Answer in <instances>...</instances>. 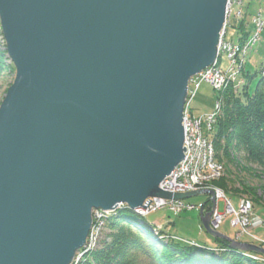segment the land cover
Wrapping results in <instances>:
<instances>
[{"label": "water", "instance_id": "water-1", "mask_svg": "<svg viewBox=\"0 0 264 264\" xmlns=\"http://www.w3.org/2000/svg\"><path fill=\"white\" fill-rule=\"evenodd\" d=\"M227 5L0 0L16 69L0 106V264H72L93 209L149 217L150 197L201 194L210 235L264 254L211 227L213 190L160 188L184 160L189 80L216 61Z\"/></svg>", "mask_w": 264, "mask_h": 264}, {"label": "trees", "instance_id": "trees-1", "mask_svg": "<svg viewBox=\"0 0 264 264\" xmlns=\"http://www.w3.org/2000/svg\"><path fill=\"white\" fill-rule=\"evenodd\" d=\"M235 27L243 33L239 40L249 34L245 23H238ZM6 60L7 51L0 44V72L10 67ZM244 70L245 82L238 94L234 92V84L221 91L223 109L217 115L211 138L227 173L214 184L225 189L233 199H238L240 194H249L259 204L256 189L241 181L236 186L230 171L233 165L240 171L249 170L246 165L250 164L264 167V66L253 88L249 82L258 72L253 74L246 67ZM203 204L208 206L209 198ZM108 217V240L89 253L95 260L94 264H264V255L257 254L260 261L248 258L247 254L230 248L229 243L221 238H215L217 245L214 246L181 241L128 206Z\"/></svg>", "mask_w": 264, "mask_h": 264}, {"label": "rangeland", "instance_id": "rangeland-1", "mask_svg": "<svg viewBox=\"0 0 264 264\" xmlns=\"http://www.w3.org/2000/svg\"><path fill=\"white\" fill-rule=\"evenodd\" d=\"M226 15H227V11H226ZM259 17L263 20L262 28H258L257 26V21H260ZM226 20H227V17H226ZM238 23H245V29L249 32L248 35L244 36L243 40H239L240 34H243V33L238 28L235 27L238 25ZM0 32H2V34L0 33L1 47L5 48V50L7 51L6 40L3 35L1 23H0ZM221 37H223L224 41L227 44L233 45V46L238 45L241 48L240 56L242 59L240 60L238 58L236 63L232 64V65H237L236 68L239 70V73L232 76L231 80H229L228 82V85L234 84V87H235L234 92L238 94L239 89L245 82L243 71H245L244 69L246 67V70L251 71L253 74L255 72H258L252 77L253 79L250 80L249 82L250 87L253 88L255 82L258 80V78L261 75L260 69L264 66V0H241V3H239V0H236L232 6L231 13H230V16L228 17V22H227L226 27L224 26L222 28ZM249 44L250 46L248 48ZM245 49L247 50V52L246 54L243 55V51ZM7 57H8V60H6V63L7 65H10V67L0 72V106L6 96L7 91L9 90L10 86L13 84L15 75H16V69L14 67L12 60L8 56V53H7ZM220 58H221V61H220L219 67L221 68H226L228 67L229 63H231L225 54L220 56ZM11 65L13 69L11 68ZM198 74H196L195 76L197 77ZM216 100H219L221 102V108L219 110L221 111L223 109V97L221 96V92H218L211 83L202 82L200 88L198 89L197 96L192 102V107L189 110L192 112V115L194 117L201 116L203 114L209 113L214 110ZM214 128L215 127L213 126V129L209 131L208 126H206V124L204 123L202 125V132L206 136L209 135L211 137V134L215 132ZM213 144H214V141H213ZM214 147H215V144H214ZM215 160L217 163L221 164V166L223 167V175L221 176L223 177L227 173L226 166L222 162L219 161L217 157L216 148H215ZM181 163L179 165H181ZM246 166H248L249 170L247 169L244 171H240L238 167L236 168L233 165L230 167V171L232 172V179H234L237 182L236 186H239L238 183L241 181L244 185L248 186L249 188L256 189L257 195L260 200L258 204L256 201L251 199L249 194H240L238 195V199L232 198V201L235 206H239L238 201H241V200H245V201L250 200L252 202L253 208L251 210L252 211L251 215L252 217H254L253 218L254 222L252 223L253 225L248 228L249 234H243L242 236L241 235L237 236V234L235 235V230L231 226L232 224L230 221L231 220L230 217H227V218L225 217L224 220L221 221V223L219 224L220 229L214 228V222H218L217 218H215L216 216H214V214H216L217 212L216 210H218L221 214H225L227 210V208L225 209V204L223 200H219L217 198L216 190H219V192L221 191V193H225L226 196L230 197L225 189L214 184V181L218 180L219 176L216 177L214 175L215 178L206 180L205 177L198 176L200 174H196L197 176L194 175L192 178L193 182L201 183L202 186L201 187L196 186L192 188V190L210 189L215 192V199L217 201V207L212 212V216H211V227L214 230L220 231L224 235L232 238L233 240H236L237 239L236 236H237L238 237L237 241L255 244V245H258L264 248V167H261L255 164H250ZM152 198L153 197H150L148 199H152ZM208 198H209L210 204L208 206H205L203 203ZM176 201H183V203L185 204H190L194 206L192 209L182 211V213L178 215L172 213L171 210H169V208L162 207V208H159L156 212L148 214L147 216H149V220L155 222L157 225H159V227H164L167 234L173 235L175 236V238H178L181 241H184V242L188 241L190 243H193V242L194 243H197V242L206 243L211 246L217 245L215 242L216 237L210 235L204 229L202 225V221H201L202 205H204L205 209L210 208L213 205L210 199V196L208 194H201V195L194 196L190 199L176 200ZM253 202H255V205ZM93 217L95 218L96 216L93 215ZM102 218L105 220V223L103 222V220L102 221L96 220V224H95L96 228L92 230L93 235H94L93 237L97 238L96 239L98 242V244L96 245L97 249L101 246V242L108 240V237L106 234L110 232V229L108 228V225H107V221L109 222L108 220L109 217L105 215ZM251 234L253 235V237L249 238ZM227 242L229 243V246H230V242L229 241ZM236 250H239L247 254L248 258L250 257L258 261L261 260V258L257 254H262V253H257L255 251H245L243 249H237V248ZM157 252H160V250H157ZM87 261H89L90 264H94L95 260L92 257V254L90 255L82 254L80 259L76 260L78 264H87Z\"/></svg>", "mask_w": 264, "mask_h": 264}, {"label": "built area", "instance_id": "built-area-1", "mask_svg": "<svg viewBox=\"0 0 264 264\" xmlns=\"http://www.w3.org/2000/svg\"><path fill=\"white\" fill-rule=\"evenodd\" d=\"M236 0H228L227 7V20L225 21L224 26L226 27L228 22V17L230 16L232 6ZM241 3V0H239ZM260 21H257L258 28H262L263 20L259 17ZM250 43V42H249ZM250 44L248 45L249 48ZM247 47V46H246ZM219 57L215 61V64L208 67L207 69L202 70L197 77H193L189 81V90L188 96L185 103L184 110V128H185V142L186 146L185 158L182 161L181 165L175 168L170 176H167L160 184V188L167 191L175 192H185L192 190L194 187H201V183H194L192 178L196 174L198 176L205 177L206 180L215 178L214 175L220 178L223 175V167L221 164L217 163L215 160V147L213 140L209 135H205L202 132V125L205 123L208 126L209 131L213 129L215 125L217 115L220 113L221 102L216 101L215 108L213 111L203 114L198 117H194L192 112L189 110L192 107V102L197 96L198 89L201 86L202 82H208L213 85V87L221 92L227 88L229 80H231L233 75L239 73V70L236 68L237 65H232L236 63L237 59H242L240 56L241 48L238 45H229L227 44L223 37H221V42H219ZM228 51V52H227ZM247 50L243 51V55L246 54ZM227 53V54H226ZM225 54L230 60V65L226 68H221L220 61L222 56ZM239 68V67H238ZM192 84V85H191ZM193 86V87H192ZM197 176V175H196ZM200 185V186H198ZM217 198L223 200L225 204V209L227 208L225 214H221L216 210V216L218 222H214V228L218 229L221 221L226 217L231 218V226L236 229L235 235L249 234L248 228L252 226L254 220L251 215L252 202L250 200H241L239 201V206H235L232 198L226 196L225 193L219 192L216 190ZM217 199V200H218ZM152 201L149 202L147 207H144L142 211L145 214H151L156 212L159 208L167 207L174 214H180L182 211L190 210L194 205L185 204L183 201H174L164 198L153 197ZM146 203V202H145ZM244 207H247L246 209ZM99 214L95 217V221L105 220L101 218L102 216H109L108 211H102L101 209H95ZM96 222L93 225V230L96 228ZM240 225V226H239ZM93 235V232H92ZM236 236V240L238 237ZM79 259V258H78Z\"/></svg>", "mask_w": 264, "mask_h": 264}, {"label": "bare ground", "instance_id": "bare-ground-1", "mask_svg": "<svg viewBox=\"0 0 264 264\" xmlns=\"http://www.w3.org/2000/svg\"><path fill=\"white\" fill-rule=\"evenodd\" d=\"M240 37V36H239ZM220 42H221V37H220ZM219 48H218V55H217V57H219ZM216 60H217V58H216ZM214 64H215V62H214ZM213 64V65H214ZM229 65H230V63H229ZM228 65V66H229ZM207 69V68H206ZM191 80V79H190ZM189 80V81H190ZM188 90H189V86H188ZM188 96V95H187ZM217 101V100H216ZM186 103V102H185ZM184 110H185V107H184ZM184 115H185V113H184ZM184 125V124H183ZM124 206H127V204H120V206L116 209V210H120L121 208H123ZM251 207L253 208V205H251ZM245 209L247 208V207H244ZM102 210V209H101ZM116 210H102V211H108L109 212V214L111 215V213H113V212H115ZM98 212L96 211V210H94L93 209V212H92V215H95L96 217L98 216ZM100 215H101V218L103 217L102 216V214L100 213ZM95 220V218L93 217V222H92V227H91V229H90V232H89V234H88V237H87V242H86V244L82 247V248H80L78 251H77V253H76V257H75V260L72 262V264H78L77 262H76V260H79L80 259V257L82 256V254H89V252H91V251H93V250H96L97 248V244H98V242H97V238H94L93 236L94 235H92V230H93V225H94V223L96 222V221H94ZM151 222H153V221H151ZM153 224H155V225H157L155 222H153ZM157 226H159V225H157ZM90 255V254H89ZM79 258V259H78Z\"/></svg>", "mask_w": 264, "mask_h": 264}]
</instances>
